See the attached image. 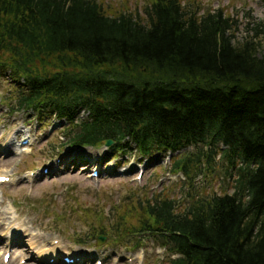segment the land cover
Here are the masks:
<instances>
[{
	"label": "trees",
	"instance_id": "obj_1",
	"mask_svg": "<svg viewBox=\"0 0 264 264\" xmlns=\"http://www.w3.org/2000/svg\"><path fill=\"white\" fill-rule=\"evenodd\" d=\"M143 12L99 0H0V79L14 86L19 110L66 122L70 145L113 140V153L134 144L143 157L201 147L187 173L217 153L234 170L232 193L183 211L169 196L139 199L134 229L110 236L102 227L94 239L128 245L144 233L168 264H264L261 41L236 43L238 22L193 0H154ZM111 214L115 229L128 228L129 217Z\"/></svg>",
	"mask_w": 264,
	"mask_h": 264
},
{
	"label": "rangeland",
	"instance_id": "obj_2",
	"mask_svg": "<svg viewBox=\"0 0 264 264\" xmlns=\"http://www.w3.org/2000/svg\"><path fill=\"white\" fill-rule=\"evenodd\" d=\"M99 1L118 3L141 14L154 0ZM193 1L204 10H223L232 16L239 28L236 43L254 37L261 41L259 53L264 55V0ZM257 24L262 27L256 33L253 28ZM10 94H16L13 86L0 80V174L12 177L11 182L0 184V264H49L55 257L54 264H64V255L76 259L77 264H168L165 251L151 240L140 250L133 245L130 249L111 246L109 239L88 247L76 246L73 240L81 234L92 235L95 226L111 233L110 210L136 224L141 212L139 199L144 204L146 197L169 196L180 204L178 211H183L187 205L184 197L205 198L233 188L230 168L219 157L212 165L205 161L202 169L191 168L185 178L173 174L172 157L156 156L147 161L135 151L116 159L104 145L63 149L67 125L55 119L38 121L36 114L19 110ZM24 138H29L31 145L22 147ZM188 152H194V147ZM93 170L99 171L98 178H92ZM141 170L144 174L139 179ZM14 244L18 248H12ZM7 252L12 260L5 263Z\"/></svg>",
	"mask_w": 264,
	"mask_h": 264
},
{
	"label": "bare ground",
	"instance_id": "obj_3",
	"mask_svg": "<svg viewBox=\"0 0 264 264\" xmlns=\"http://www.w3.org/2000/svg\"><path fill=\"white\" fill-rule=\"evenodd\" d=\"M33 245V244H32ZM12 248H18L17 244L12 245ZM53 254H55V250L53 251ZM12 260V259H11Z\"/></svg>",
	"mask_w": 264,
	"mask_h": 264
},
{
	"label": "water",
	"instance_id": "obj_4",
	"mask_svg": "<svg viewBox=\"0 0 264 264\" xmlns=\"http://www.w3.org/2000/svg\"><path fill=\"white\" fill-rule=\"evenodd\" d=\"M107 144H111V142H108Z\"/></svg>",
	"mask_w": 264,
	"mask_h": 264
}]
</instances>
